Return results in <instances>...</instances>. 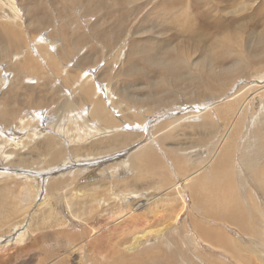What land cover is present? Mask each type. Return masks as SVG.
<instances>
[{
    "label": "rangeland",
    "instance_id": "374dc122",
    "mask_svg": "<svg viewBox=\"0 0 264 264\" xmlns=\"http://www.w3.org/2000/svg\"><path fill=\"white\" fill-rule=\"evenodd\" d=\"M15 1L17 2V6L19 7L21 13L15 22L14 14L9 9V3L4 0L0 3V24L14 23L15 26H18V29L20 28L19 33L23 34L22 38H24L22 40V44H24H21L20 49H18V52L21 53L12 54V60V57L1 58L3 53L2 51L8 50V44L5 40V42L0 41V112L9 107L12 103V107H10L13 108L15 105L13 109L19 114V119L17 117L7 123L0 122V173L5 172L6 174H0V180H7L9 178L14 180L16 178L14 180L15 184L12 185V183H8L11 186L6 188L5 193L3 191L0 192V199L5 202L4 204H0V264H130L127 260V256L130 253L134 258L133 262H135V264H175L177 255L180 259H177L179 260L178 264L179 262L182 264L183 260L184 264L185 262L186 264H190L187 262L188 259H190L188 257L193 258L189 261L194 264L222 263L217 258L225 262V258L219 254L215 257L210 255L209 249L204 246L202 241L197 236V229L199 225L203 223V216L193 210L194 202L186 184L190 178H196L200 174L203 175L204 173L207 177L204 181H214L210 177L211 163L218 154L220 142H218L217 139L210 144L208 141L200 142L198 137L200 131L196 128L190 129V127L213 123L216 124L214 129L216 131L220 130L218 123L221 122L222 124V117L224 113L230 110L228 117L232 120V122H235L234 125H237L243 131L246 128L251 129L252 139L247 140L242 137L240 141L242 149H247L251 155H244L241 152L238 153L234 162L235 171L238 172L235 173V178L240 181V187L243 190L242 192H244L243 198L245 200L249 197L248 193H253L257 196L259 195L257 198L261 204L264 203V196L262 195L264 190V180L255 178L254 174L248 170V167H250L259 175L263 174L262 178L264 179V173L260 172V169L264 167V152L259 153L257 151H264V72H258L252 69L250 70L253 71L251 75L239 76L236 78L233 86H228V89L224 92L223 97L219 100H215L212 96L216 93L209 90L204 98H198L200 90L195 89L194 87L187 88V82H185L187 79L183 80L185 83L183 81L177 83L175 78L171 77L166 79L168 84L166 87L168 89L166 90L172 94H177L175 103H171L172 105L168 104L169 106L167 107H154V111L152 112H148L144 107H133L130 111H126L127 104L123 100L122 94L126 92L130 93L129 91L131 90L132 93L130 94L132 96H136V98L140 97L141 99L142 97H147L150 92H152L151 90L155 89V86L163 82L162 76L157 75L155 72L153 73L154 75L152 74V68L149 69V66L141 62L139 63L138 52L140 49H149L147 47L149 45L147 40L154 37L155 39L153 38L151 43H155V41L160 43L161 40L172 38L169 44L177 45L179 42L178 45H183V34L185 37L184 39H186L187 35H185V30L181 32L183 29L180 30L178 28L179 26L177 27L173 24V27L175 26L174 29H176L174 30V34L173 29H164L163 27H165V25L161 28L154 29L155 26H153V21H149L147 18V14L150 12L157 15L161 9L168 8L167 5L170 0H166L168 3L165 0H141L142 2L140 3L146 8L143 9V12L141 10L140 15L138 14V17L136 18L135 14L132 15V12H127L130 16L126 17L124 15L123 17H120V12L118 11L119 8L116 7V9L112 6V0H101L103 2L96 0L97 4H95L96 2L92 3V0H89V2H87L88 0ZM80 1L82 2L80 3ZM175 1L174 2L177 3V5L175 4L174 6L176 12L178 13L180 11L178 8L182 7L181 9L187 13L186 15H192L196 17V20L198 19L197 23L200 21L198 12L199 10L201 12V10L204 9L203 14L200 13V18H202L200 22H203V30L207 29L205 32L209 35L206 40L207 46L214 45L218 41L219 37H227L229 33L235 34L236 36L238 35L239 40H241L240 43H244V41H246L249 37V31H247L248 29L240 30L242 22L243 24L249 23L251 19H253L254 12L256 10H261L264 6V0H244L245 2L243 0H238L237 2L240 1V3L233 8L231 7L233 0H191L193 2L185 0L186 3L192 5V7H190V5L183 4L185 1ZM195 1L198 4L195 5ZM162 2L163 4L159 7V3ZM92 4L93 6L89 7ZM109 5L112 7H109ZM133 5V2L126 3L125 8L132 7ZM222 5L225 7H221ZM196 6L200 8H197ZM87 7L95 9L97 13L95 15H92L91 13L87 15L85 13L87 11ZM106 8L109 12L111 10L115 13H109L108 10L106 11ZM112 8L116 9L118 13H116L114 9L112 10ZM29 9H32L34 12L33 18L30 16V12L28 11ZM46 10L50 12L51 17L53 15L55 20H52L51 17L45 15ZM91 11L94 14L93 10ZM183 11H180L179 13ZM62 12L63 14L61 16L60 13ZM226 13L228 17L226 16ZM211 15H214V17ZM210 16L212 19L207 18ZM217 16L222 19L224 18L228 25L231 23L232 28L229 26L230 29H223L222 32H219L222 28L217 29V27H215L216 30H218L216 31L214 27L209 26L214 20L218 19ZM245 16H247V19ZM130 17L131 19L129 20L128 18ZM121 18L126 22V25ZM210 20L213 21L211 22ZM237 20L239 21L237 22ZM140 21L143 22V24H141ZM119 24L124 25L123 27H118ZM206 24H209L208 27ZM210 27L212 30L208 29ZM63 28L67 29L64 33H67L68 31L67 35L71 38V40L74 41L75 39L73 49L67 47L70 44H68L67 37L65 38ZM100 30H102L101 33L105 32L108 35L111 39L110 41H112L114 37L118 38L117 43L114 46H108L107 42L103 43V41H100L99 38H96L98 35L95 32L99 33ZM153 30L155 35L153 34ZM162 30H164V32ZM208 30L211 31L209 32ZM156 32L161 34H156ZM260 32H262V28H258L256 30L257 34ZM160 35L162 36L158 37ZM243 35L244 37H242ZM188 36L192 35L189 34ZM210 36L213 38H210ZM214 39L216 41H214ZM191 41L192 40H190V38L184 41V45H188L189 48L186 49L184 53L190 55L188 51H191L193 53V55H190L192 57V62H197V59L200 58V52L196 51L198 46L197 43L201 44L202 42H194V45ZM42 42L47 44V52L55 55L56 60L64 55H69V57H65L64 61L61 59L60 62L59 58L57 61L59 62V65L57 66L44 63L46 55H44L39 49V43ZM175 42L176 44H174ZM253 44L254 42L252 41L250 44L251 47L248 45L246 49L247 55H249L252 51L251 49ZM202 45L203 44L199 45V47ZM93 50L98 51L94 52ZM213 50L216 52L215 48ZM131 51L135 52V61H133L135 65H132L129 68L127 64ZM29 52L32 53V55L43 65V69H41V65V67L37 68V70L39 69L38 72L34 71L30 75V72L25 73L21 76V82L16 79V72H18L19 69L17 66L15 67L14 64L15 62H19L23 56ZM136 60H138L137 63ZM138 65L140 67H138ZM16 68L18 70H16ZM136 69H143L146 71L149 70L148 72H151L149 75L150 78L143 80L144 78H140L141 75H139V77H137L139 82L137 81V83H134L137 79L134 80V77L132 79L128 73L129 71L132 72ZM194 69L193 72L195 74L199 73L196 67H194ZM68 71H71L70 73L74 76L77 75V73H80L81 77L83 75V78L89 79L91 82L94 81L93 84L97 87V92H99L97 97L101 98V100L105 103L108 108V112L116 121H118L119 125L101 130V125L97 119H90L91 107L85 111H83L79 106L76 108L79 104L77 101V91L75 90L78 84L74 86L70 85L68 87L65 85L67 73H69ZM197 76L198 74L195 78H197ZM81 77L80 79H82ZM128 78L134 81L130 80L133 84L129 82ZM130 87L131 89H129ZM257 89L260 90V93L257 92ZM49 90L51 93H54L50 95L51 93ZM189 90L191 91L189 92ZM42 91L43 96L40 95ZM57 91L60 92L58 93ZM35 92L36 94H34ZM117 92L118 94H116ZM153 92L158 94L157 90H153ZM11 93H13V95ZM31 95L33 97L35 95V97L32 98ZM38 95L42 97H39ZM10 96L11 98H14L12 101L10 100ZM161 97L163 98L164 94H162ZM25 98L28 99L29 103L32 99L33 103L38 99L37 104L39 103V106L35 103L33 104L32 102L30 103L32 106H30ZM53 98H56L57 100ZM46 99L48 100L45 101ZM52 99L55 103L51 102L53 101ZM122 100L123 104H120ZM24 101L27 104H25ZM41 101L45 107L42 106L40 103ZM43 101H45L46 104L43 103ZM112 101L119 102V105L115 107L116 110L120 109L121 106V108L123 107V109L129 113L127 114L128 116L125 113L124 115L129 117L133 113L138 114L136 116L138 117L137 119L140 117V120H143L144 123H131L127 121L126 117H124L125 121L123 122L120 118L121 113H118L112 108ZM66 106L68 107L65 112L64 108ZM221 108H226V111L219 113L218 110ZM130 118L132 117L130 116ZM132 119H134V116ZM176 120H179L180 124L172 126L171 132L177 137V139H171L168 142H159L157 144V141H155L157 128ZM125 122H127L128 127ZM222 126L224 127V124H222ZM15 128L17 129V134L20 136L17 138V145L14 146L12 142V134L15 131ZM34 128L39 130L38 134H51L53 137L57 138L58 151L63 154L61 164L59 166L63 165L66 168L73 166V168L64 170L62 173L58 172L51 177H48V179L39 178L38 180H31L30 182L33 184V189L39 194L33 200L34 205L30 206V209L28 206L25 209L26 206L21 203V201H23L24 191L20 185L21 181H28H24L14 175V170L17 171L18 169L19 171L22 169L8 165L17 157L15 155L10 157L9 153H20L21 142H28L27 137L31 133L30 131ZM74 128L75 130L73 133H68V129L73 130ZM236 133L237 132H233L231 130V134L233 136L231 139L232 141L239 140V135L238 138H235ZM76 134L80 136L82 140L77 139L72 142V139L69 137ZM118 135L138 136L139 141L121 151H104L105 153L98 151L99 153L97 152V155L94 156L89 154L87 151V148H89L92 144L105 142L109 138ZM45 138H43V140ZM67 139L70 141L69 145H66ZM43 140L37 139L36 141H33L34 143L32 142L29 145V148L35 144H42ZM241 143H243V145ZM83 145L86 147L83 148ZM147 146L152 147V149L156 152V161L158 166L157 169H153L155 172L154 174L143 173L141 170L134 171L132 168V163L136 161L138 151ZM77 147L80 148V152L72 149ZM176 148L181 150L180 152L183 151L182 153L187 151L188 154H179L175 152L176 150L174 149ZM200 148L203 150H197L194 153H191V151ZM117 155L119 158H117ZM107 157L111 159L114 157L115 159H112V163L101 161L103 158L105 159ZM44 158L42 159L41 157V160L39 159L40 161L38 163H34L33 166H31L32 169H26L31 170V172H39L40 169H43L42 167L47 166L43 165L45 164L44 161H46L47 157L45 159ZM96 160L100 161L95 166L99 168L97 174L103 176H99L97 178L94 177L91 173V169L88 168L85 169L86 173L84 175L79 176L80 169L82 167L95 164ZM112 164L115 165L113 169L110 168V165ZM199 165L202 173L195 171ZM100 166H102V168H100ZM57 167L58 166L53 167L51 170H54ZM104 169L106 170L105 173ZM8 172L13 174L9 176L7 175ZM57 179H65L66 181L63 185L60 184L58 187H55L54 184L51 183ZM73 181L75 182L74 184L71 183ZM108 181L119 182L118 185L130 184L132 182L135 186L131 185L125 189H119L118 185H113V190L108 192H98V194H93L92 198L91 196H89V198L84 197V192L90 194L88 188L86 190L84 187L95 182H103V185L105 186ZM3 183L5 184L4 181ZM0 184L2 185V182H0ZM215 184L216 182L214 183V187ZM59 191H62L59 193V197H55V193ZM66 191H68L66 195L67 197L62 198L61 195H63V192ZM102 193L111 194L112 200L110 202L104 201ZM11 194H13V196ZM177 194L184 196L183 198L187 204L186 206L188 207L185 208L182 213L183 221L186 223L184 232L182 234L178 232L173 234L182 249L186 252L184 253L182 250L183 252L180 254L181 252L179 253L176 245L174 249L177 248V252H174V249L170 250V253L168 251L163 252L158 247L159 245L156 244V242H152L150 240L144 245L142 228L145 219H141L143 217H161L167 222V226L162 227V229L166 230L168 228L170 232L175 231L173 224L177 221L175 218H177L178 215H174L175 217L168 216L163 214L161 210L157 208L162 205L174 203L176 201ZM19 197L21 198V201ZM72 199L77 200L78 207L69 206L70 203H68V201ZM90 200L91 202L89 204ZM15 201L19 202L17 203ZM13 202L16 203L14 205L16 206L15 208H24V212L28 211L27 220L23 224V228L19 229L17 233L14 231V228H17L16 219H22L20 215L18 217V214L15 217L10 216L12 220L10 218L7 220H5V218H1L2 210L6 212V209L11 206L10 203ZM49 202L50 205L42 207L47 203L49 204ZM176 202V204L184 203L181 198H178ZM90 205L94 210H97V220L90 217L89 210L92 208ZM142 210H145V215H142ZM56 217L62 218L63 220L62 225L58 227L44 228L40 227L38 224L42 220H45L47 223H44V225H46ZM127 228L129 229L127 230ZM26 230H29L32 235L23 239L21 233ZM130 230L133 234L134 247L132 249H130L126 242L128 239L124 237V234H131V232H128ZM231 230L232 229H229L234 237L239 235L235 230H232L233 232ZM170 232H168V234ZM9 233L11 241L6 240L7 238H10ZM169 235L173 237L172 233ZM179 238H181L182 242H180ZM148 247H151L150 252L152 254L146 253ZM187 248L191 249V251H187ZM192 249L197 255L193 253ZM137 250H141L144 254L135 257L133 254ZM166 255H169V260L164 259ZM146 257L150 260L147 261Z\"/></svg>",
    "mask_w": 264,
    "mask_h": 264
},
{
    "label": "bare ground",
    "instance_id": "6f19581e",
    "mask_svg": "<svg viewBox=\"0 0 264 264\" xmlns=\"http://www.w3.org/2000/svg\"><path fill=\"white\" fill-rule=\"evenodd\" d=\"M2 1L3 0H0V3ZM4 1L9 3V9L14 14V18H15L14 22H15L17 20V18H19V16L21 15L20 9L17 6V2L15 0H4ZM98 1L103 2L101 0H98ZM174 1L175 0H170L169 3L166 1L168 3L167 6L169 9L163 8L157 13V15H154L153 12H150L149 14H147V18L149 19V21L150 20L153 21V26H155L154 29L155 28L156 29L161 28V27H163V25H165V27H163L164 29H168V30L173 29V33H174V30H176V29H174L175 26L173 27V24H174L177 27L179 26L178 28L180 30L183 29V30H181V32L185 30V35H187V36L189 34L192 35V36H188V37L186 36V39L190 38V40H192L191 41L192 43L199 42V41L202 42L201 44H203V45L201 47H199V45H201V44L197 43L198 46H197V50H196V51L200 52V56H199L200 58L197 59L198 60L197 62H192V60H191L192 57L190 55H193V53L191 51H188V53L190 55H187L186 53H184L186 49H189L188 45H186V44L184 45V41L186 40V39H184L185 38L184 34L182 35V40H184L182 43L183 45H178L179 44L178 41H176V42H178L177 45L169 44L170 41L172 40V38L161 40L160 43H157L155 40H154L155 43H151V41L153 40L154 37L149 38V39L147 38L148 39L147 42L149 44L147 47L149 49L148 50H145L144 48L140 49V51L138 52L139 53V63L141 62V63L149 66V69L152 68V71H153L152 74L155 72V73H157V75L162 76L163 82L158 84L157 86H155L154 87L155 89H153V90H157L158 94H155L153 92V90H151L152 92H150V94L148 96L146 95L147 97H142L141 99H140V97L136 98V96L135 97L132 96L130 94V93H132L131 90L129 91L130 93L126 92L127 94L126 93L122 94L123 95L122 98L125 101V103L127 104L126 111L127 110L130 111V109H132L133 107H138V108L144 107L145 109H147L148 112H152V111H154L153 110L154 107H161V106L167 107V106H169L168 104L175 103L176 98H177V94H172L166 90V89H168V88H166L168 85L166 82V79H169L171 77H174L177 83L183 81L184 79H187V81H185V82H187L186 83L187 88L194 87L195 89L200 90L199 91L200 94H199L198 98H202V97L204 98L205 95L207 94L208 90H209L211 92L216 93L212 97L215 98V100H219L223 97L224 92L228 89V86H230V87L233 86L236 78H238L239 76L251 75L253 73V71H250V70H252V69L256 70L258 72H264V6L262 7L261 10H256L254 12L253 19H251V21L249 23L243 24V22H242V24L240 26V30L248 29L247 31H249V37H248V39H246V41H244V43H240L241 40H239L238 35L236 36L235 34L229 33V35H227V37H219L218 41L216 43L214 42L215 43L214 45L207 46L206 40L208 39L209 35L207 34V32H205L207 29L203 30L204 29L203 28L204 27L203 22H200L202 19V18H200V13L203 14L204 9L201 8L202 9L201 12L198 9L200 21H199V23H197L198 19L196 20V17H194L192 15H186L187 13H185L181 9L182 7L181 8L179 7L180 9L178 8V10L183 11L184 13L183 12L179 13L180 12L179 11L178 12L179 14H178L175 10V7H174L175 4L177 5V3H175L176 1L175 2ZM178 1H180V0H178ZM182 1H185V0H182ZM188 1H191V0H188ZM196 1H195V5L198 4V3H196ZM237 1L238 0H233V4L231 5L232 8L236 7L240 3V1L239 2H237ZM250 1H252V0H250ZM81 2L82 1H80V3ZM87 2H89V0ZM91 2L95 3L96 0H92ZM130 2H133L134 5L132 7L125 8V4L130 3ZM140 2H142V1L141 0H112V6L115 8L116 7L119 8L118 11L120 12L119 13L120 17H123L124 15L126 17L130 16V14L127 12H132L133 13L132 15L135 14V18H136V17H138L137 16L138 14L140 15L141 10L143 12V9L146 8V7H143L144 5L141 4ZM191 2H193V1H191ZM199 3H200V1H199ZM204 3H206V2H204ZM95 4H97V2ZM162 4H163V2L159 3V7ZM178 4H182V3H178ZM183 4L190 5V4H187L186 1L183 2ZM73 6H75V5H73ZM92 6H93V4L89 7H92ZM112 6L109 5V7H112ZM181 6H185V5H181ZM223 6L224 5H222L221 7H223ZM190 7H192V5H190ZM196 7L200 8L198 6H196ZM107 8H106V11L108 10ZM113 9L114 8H112V10ZM116 9H114V10L116 11ZM86 10L87 11L85 13L87 15H89L90 13L92 15H95L97 13L95 9H90L88 7L86 8ZM91 10H93L94 14L92 13ZM236 10H237V8H236ZM28 11L30 12L31 18H33V16H34L33 10L29 9ZM108 12H109V10H108ZM110 12H112V11L110 10ZM112 13H115V12L113 11ZM116 13H118V12L116 11ZM193 13H194V11H193ZM60 14L62 16L63 12ZM119 14H117V15H119ZM45 15H47L48 17H51L50 12L47 10L45 11ZM238 15H239V13H238ZM115 16H114V18H115ZM211 16L214 17V15H211ZM211 16L207 17V18L210 19ZM218 16H217L218 19L216 18L217 20H214L215 22L213 20H212L213 22L210 20L212 23H211V25H209V24L208 25L211 27H214V28L217 27V29L222 28L219 30V32H222L223 29H230V27L232 26L231 23H229L230 25H228V23H226L227 21L224 20V18L222 19V18H219ZM226 16H227V13H226ZM247 16H245L246 19H247ZM131 17H133V16H131ZM131 17L128 19L130 20ZM201 17H202V15H201ZM203 17H204V15H203ZM51 18H52V20L54 19L53 15ZM126 21H128V20H126ZM238 21L239 20H237V22ZM117 22L120 23L119 21H117ZM33 23H34V21H33ZM51 24H52V22H51ZM141 24H143V22H141ZM239 24H240V22H239ZM123 25L124 24H119L118 27H123ZM125 25H126V22H125ZM208 25H207V27H208ZM237 25H238V23H237ZM130 26H131V23H130ZM94 27H96V26H94ZM211 27L208 29H211ZM127 28H128V26H127ZM235 28H237V27H235ZM258 28H262V32H260L259 34L256 33V30ZM17 29H18V26H15L14 23L13 24H11V23H1L0 24V41L5 40L8 44V50L2 51L3 53L1 55V58L2 57H4V58L12 57L11 58V60H12L13 59L12 54L21 53V52H18V49H20V45L22 44V40L24 38H22L23 34L19 33L20 28L18 30ZM63 29H64L63 33L66 32L67 29H65V28H63ZM124 30H125V27H124ZM186 30H187V32H186ZM211 30H208V31L210 32ZM215 30H216V28H215ZM101 31L102 30H100L99 33L95 32L98 35L97 37L96 36L95 37L99 38L100 41H103V43L107 42L108 46H114L117 43L118 38L114 37V39H112V41H110L111 39L108 37V35L105 32L101 33ZM162 31L164 32V30H162ZM216 31H218V30H216ZM216 31H214V32H216ZM63 33H62V35H63ZM64 34H65V38L67 37V39H68V44H70L67 47L73 49L75 39L73 41V40H71V38H69V36L67 35L68 31H67V33H64ZM153 34H154V30H153ZM153 34H152V36H153ZM156 34H161V33L156 32ZM168 34H170V33H168ZM215 34L218 35L217 33H215ZM163 35H164V33H163ZM216 35H215V37H216ZM244 35L242 37H244ZM161 36L162 35H160L158 37H161ZM212 36H210V38ZM245 36H247V35H245ZM165 38H167V37H165ZM215 39H214V41H216ZM252 41L254 42L252 49L250 48L252 51L250 52L249 55H247L246 49H247L248 45L251 44ZM176 42L174 44H176ZM186 42H188V41H186ZM192 43H191V45H192ZM46 45L47 44H45L43 42L39 43L40 51L44 55H46V59H45L44 63L57 66V65H59V62L61 61V59H63V61H64L65 57L66 58L69 57V55H67V56L64 55L62 57H59L60 60H59V62H57L59 58H57V60H56L55 55H52L50 52L48 53ZM146 45H147V43H146ZM194 45H195V43H194ZM176 46H178V47H176ZM250 47H251V45H250ZM9 48H10V51H9ZM214 48L216 49L215 50L216 52H214V50H213ZM93 51L96 52L98 50H93ZM134 53H135L134 51H131L129 58L127 57L128 58V64L127 65L129 66V68H130V66L135 65L133 62V61H135ZM133 58H134V60H133ZM137 61L138 60H136V63H137ZM89 63H92V62H89ZM41 65L42 64L32 55V53H30V52L27 53L26 55L23 56V58L19 62H15V64H14V66L15 67L17 66L19 69L18 70L16 68V70H18V72H16V75H17L16 79L20 80L22 82V80H21L22 75H24L27 72H30L29 75L34 71L38 72L39 69L37 70V68L41 67ZM138 67H140V66L138 65ZM194 67H196V69H198L199 73L195 74L193 72ZM41 69H43V65H42ZM127 69H128V67H127ZM148 71L143 70V69H139V70L136 69V70H133L132 72L129 71L128 75L131 76L132 79L134 77V80H136L137 77H139V75H141L140 78H144L143 80H146V79L150 78L149 75L151 74V72H148ZM68 72L70 73L71 71H68ZM41 73H43V72H41ZM69 73H67L65 85H67V87H68L70 85L74 86V85L78 84L77 88H75V90L77 91V101L79 102V104L77 105L76 108H78V106H79L83 111H85L89 107H91L90 119L91 120H94V118L97 119V121L101 125V130L104 128L115 127V126L119 125L118 121H116L112 117V115L108 112V108L106 107L105 103L101 100V98L97 97L99 92H97V89H96L97 87H95V85L93 84L94 81L91 82L89 79L83 78L84 77L83 75L81 77L80 73H77V75H75V76L73 74H71V73L69 74ZM197 74H198V76H197V78H195V76ZM38 76H39V74H38ZM80 77L82 79H80ZM132 79H129V82H131L130 80H132ZM40 80H41V78H40ZM137 81L139 82L138 79L136 80V82H134V81L133 82L137 83ZM43 85H44V82H43ZM129 89H131V87ZM10 90H12V89H10ZM177 90L179 91L178 88H177ZM43 91H44V89H43ZM43 91L41 92V94L40 93H38V94L43 96V94H42ZM190 91L191 90H189V92ZM49 92H50V90H49ZM57 92L59 93L60 91H57ZM57 92H56V94H57ZM257 92L260 93V90L257 89ZM53 93H51L50 95H52ZM119 93H121V92H119ZM11 94L13 95V93H11ZM34 94H36V92ZM116 94H118V92ZM162 94H164L163 98L161 97ZM29 95H30V93H29ZM42 96H39V97H42ZM54 96H56V95H54ZM31 97L34 98L35 95H34V97L31 95ZM10 98H11V96H10ZM32 98H30V99H32ZM12 99H14V98H11L10 100L12 101ZM53 99H56V98H53ZM10 100H8V101H10ZM37 100L34 101L35 104H37ZM47 100L48 99H46L45 101H47ZM123 100L120 104H123ZM26 101L28 102L29 105L31 102L33 103V99H32V101H30V103H29L28 99H26ZM45 101H43V103H45ZM51 102L55 103L54 100ZM40 103L42 104V101ZM118 103L119 102H116V101L111 102V106L114 110H116L115 107H117L119 105ZM25 104H27V103L25 102ZM38 104H37V106H39ZM11 105H12V103L10 104V106ZM26 106H28V105H26ZM30 106H32V105H30ZM42 106H43V104H42ZM9 107H7L6 109H3V111L0 112V122L7 123L8 121L14 120L19 116V114L16 113L13 109L15 107V105L13 106V108H11L12 106L10 108ZM43 107H45V106H43ZM67 107L68 106H66L64 108L65 112L67 111ZM116 111L118 113H121L120 118L123 120V122L125 121L124 117H126L128 122H131V123H142L143 122L144 123L143 120H140V117H139V119H137L138 117H136V116L138 114L133 113L132 115H130L132 118L134 116V119L130 118V116L127 117L128 116L127 114H129V113H127L125 111V109H123V107L121 108V106H120V109H117ZM225 111H226V108H221L218 110L219 113H223ZM229 112H230V110L226 111L222 117V124H224V127L222 126L221 122L218 123L220 130L216 131L214 129L216 124H213V123H206V124L190 127V129L196 128L200 131L198 134L200 142H205V141L207 142L208 141L210 144L215 139H217V141L220 142V145H219L220 149L218 151V154H217L216 158L211 163L210 177L214 181L213 182L204 181L205 179H207V177L204 173L203 175L200 174L196 178H190L186 182L187 189H189V191L191 193L190 195H191L192 200L194 202L193 210L203 216V223H201L197 229V236L202 241L204 246L209 249L210 255H213L215 257L216 255L219 254L220 256H223L225 258V260H226L225 262L222 261L221 259L217 258L219 261L222 262V263H218V264H264V203L261 204V202H259V199L257 198L259 195L257 196L256 194H253V193H248L249 197L247 198V200H245L243 198L244 192H242L243 190L240 187V181H239V179L237 180L235 178V173L237 171H235V163L234 162H235V159H236V156L238 155V153L241 152L244 155H251V153H249V151L247 149H242V147L240 146V141H241L242 137H244L247 140L252 139L251 138V129L246 128L243 131L237 125H234L235 122H232V120H230V118L228 117ZM124 113L127 116L124 115ZM149 116H151V115H149ZM18 119H19V117H18ZM125 123L127 124V122H125ZM179 124H180V121L176 120V121L169 122L165 125H162L161 127H158L156 130V137H155V141H157V144L159 142L163 143V142H168L171 139H174V140L177 139V137L172 134L171 128H172V126H177ZM126 126L128 127V124ZM69 127H72V126H69ZM16 130L17 129L15 128V131L12 134V136H13L12 142H13L14 146L17 145L16 144L17 138H19V136H20L19 134H17ZM74 130H75V128L73 130L68 129V133H71V132L73 133ZM231 130L233 132H237L235 138H238V135H239L238 141H232L231 140L233 138V136L231 134ZM38 131L39 130H36V128H34L30 131L32 134L30 133L28 135V137H27L28 142H24V141L21 142L20 153H17V152L14 154L9 153L10 157H13V155H15L17 157L14 160H12L11 163H9L8 165H10L11 167L14 166V167H17L19 169L20 168L22 169L19 171H18V169H17V171L14 170V175L18 176L19 178L23 179L24 181H28V182H22L21 181V185H20V187H22L23 191H24L23 201H21L20 197L19 198H20L21 203L24 206H26L25 209L27 208V206L29 208L30 206L34 205L33 200L39 194L38 192H36L33 189V186H32L33 184H32V182H30L31 180H38L39 178L48 179V177H51L52 175H54L58 172L62 173V171H64V170H69V169L73 168V166H69L67 168L64 167L63 165L59 166L61 164V159L63 157V154L60 151H58L57 138L53 137V135H51V134H47V135L46 134L42 135L41 133L38 134ZM43 138H45V139L43 140ZM58 138H61V137H58ZM69 138L72 139L71 140L72 142H74L77 139L82 140V138L80 136H78L77 134L71 135V137H69ZM37 139H42L43 140L42 144H35L29 148V145L33 141H36ZM130 140H131V142H130ZM138 141H139L138 136L118 135V136L109 138L105 142H97V143L92 144L89 148H87V151L89 152V154H91L93 156L97 155L98 151H100L101 153H105L106 151L107 152L117 151V150L121 151V150L125 149L126 147L134 145V143H136ZM69 144H70V141L67 139L66 145H69ZM241 144L243 145V143H241ZM82 147L84 148L86 146L83 145ZM72 149H75L77 152H80V148H78V147L72 148ZM174 150H176L175 152H177L179 154H188L187 151L182 153L183 151L180 152L181 150H179L177 148ZM197 150H203V149L202 148L196 149L194 151H191V153H194ZM257 151L259 153L264 152L263 150H257ZM43 156L45 158L47 157L46 161H44L45 164H43L44 166L47 165L46 167L40 166L43 169H40L39 172H31V170H28V169H32L31 166H33L34 163H38L41 160L40 159L41 157L43 159L44 158ZM107 158H105V159L103 158V160H101V159L100 160L105 161L106 163L107 162L112 163V161L115 159L114 157H113L114 159L112 158L113 160L109 157H107ZM117 158H119L118 155H117ZM99 162L100 161L96 160L95 164L85 166L82 168L80 167L81 169H80L79 176L84 175L86 173V170H85L86 168L91 169V173L96 178L99 176H103V175L97 174V171L99 170V168L95 167V166ZM56 166H58L56 169L51 170V168L56 167ZM157 166H158V163L156 161V152L150 146H147V147L143 148L142 150L138 151V153L136 155V161H134L132 163V168L134 171L141 170L143 173H147V174H154L155 172L153 169L154 168L157 169ZM114 167H115L114 164L110 165V168L113 169ZM26 168H28V169H26ZM36 168H37V166H36ZM100 168H102V166H100ZM248 170L254 174L255 178H257L259 180H264L262 178L263 174L259 175L250 167H248ZM195 171L198 173H202V171L200 169V165L198 166L197 169H195ZM15 172H17V173H15ZM105 172H106V170L104 171V173ZM260 172L264 173V167L262 169H260ZM0 174H5V172L0 173ZM12 174L13 173L8 172L7 175L10 176ZM9 180H11V181H9ZM14 180L11 178H9L7 180H0V182H2V185L0 184V192L3 191L5 193L6 188L8 186H11L8 183H12V185H13V184H15ZM3 181L5 182V184L3 183ZM65 181H66L65 179H57L51 184H54L55 187H58L60 184L63 185L65 183ZM215 182H216V184L214 187ZM71 183L74 184L75 182L73 181ZM118 183L119 182L108 181V182H106L105 186L103 185V182L90 183L88 186L84 187L86 190L88 188L90 194H87L86 192H84L83 193L84 197L89 198V196H91V198H92L93 194H98V192H101V191L108 192L110 190H113V185H118ZM51 184H49V185H51ZM131 185L135 186V184H133L131 182L130 184L118 185V188L119 189H125ZM61 192L62 191L56 192L55 197H59V193H61ZM67 193H68V191L63 192V195H61L62 198H66ZM13 194H11V195L13 196ZM262 195L264 196V190H263ZM262 195H261V197H262ZM12 196H11V198H12ZM17 196H14V197H17ZM102 197H103L104 201L110 202L112 200L111 194H108V193H102ZM183 197H184L183 195L177 194L176 201L178 198H181L185 204L184 203L176 204L177 202L175 201L174 203L162 205L159 208H157V209H160L161 212L165 215L173 216V217H175L174 215H176V214L178 215V217L175 218L177 221L173 224L174 225L173 228L175 229V231L170 232L168 230V228L167 229L165 228L166 230H163L162 227H166L167 222L164 219H162L161 217H153L152 218L150 216V217L141 218V219H145V221L143 223V228H142L144 245L147 243V241L150 240L152 242H156V244L159 245L158 247L163 252L168 251L169 253H170V250L174 249L175 245H176L179 253L181 252L180 254H182V252L184 250L180 246L177 239L174 237L173 233L178 232V233L182 234L184 232V228L186 227V223H184L183 218H182L183 217L182 213H183L184 209L187 208L188 206H186L187 204H186ZM11 198H10V200H11ZM15 202H17V201H15ZM15 202L10 203L11 206L8 207V209H6V212H4L2 210L1 218H5V220H7L9 218L11 219V217H15L17 214H18L17 217L20 215L22 219L20 220L16 217L17 218L16 219L17 220L16 221V223H17L16 227L17 228H14V231L17 233V231L19 229L23 228V224L27 220V212L28 211L24 212L23 211L24 208H22V209L21 208H15L16 207V206H14L16 204ZM90 202H91V200L89 201V204H90ZM1 203L4 204L5 202H3L2 199H0V204ZM68 203H70L69 206H72V207L77 206L78 207V202L75 199L68 201ZM48 205H50V202H49V204L47 203V204L43 205L42 207H46ZM2 209H3V207H2ZM89 213H90L91 218H95L96 220L98 219L97 210H94L93 207L90 208ZM145 213H146L145 210H142V215H145ZM44 223H47V222L45 220H42L38 224L40 225V227H44V228L51 227L52 228V227H58V226L62 225L63 220H62V218L56 217L55 219H52V221L49 222L48 224L44 225ZM128 229L129 228H127V230ZM229 229L235 230L239 235L234 237L232 235V233L229 231ZM128 232H131V230ZM168 232H170L169 234L172 233L173 237L171 235H169ZM21 234H22L23 239L26 237H30L32 235V233L29 230H26L25 232H23ZM9 236H10V233H9ZM124 237L126 239H128L126 242L129 245L130 249H132L134 247L132 232H131V234L130 233L127 235L124 234ZM6 240L11 241V236H10V238H7ZM179 240H180V242H182L181 238H179ZM155 247H156V245H155ZM185 247H186V245H185ZM150 249H151V247H148L146 253L152 254L150 252ZM176 249H174V252L176 251ZM189 250L191 251V249H188L187 251H189ZM185 252L186 251H184V253ZM193 253L195 255H197L194 250H193ZM143 254L144 253L141 250H137L136 252H134L133 255L135 257H138L139 255H143ZM184 256H185V254H184ZM187 256H189V255H187ZM187 256H186V258H187ZM168 258H169V255H166L164 257L165 260H169ZM188 258H190V259H188L187 262H189L190 264L191 263L194 264L193 262L189 261V260H191L192 257H188ZM133 259L134 258L132 256V254L130 253L127 256L128 262L130 264H135V262H133ZM146 259H147V261L150 260L147 257H146ZM177 259H179L178 255H177ZM177 259H176L177 262L175 261V264H178V261L180 260V259L179 260H177ZM130 261H132V262H130ZM170 262H172V261H170ZM179 264H180V262H179ZM182 264H184V260H183ZM185 264H186V262H185Z\"/></svg>",
    "mask_w": 264,
    "mask_h": 264
},
{
    "label": "crops",
    "instance_id": "0c3cea01",
    "mask_svg": "<svg viewBox=\"0 0 264 264\" xmlns=\"http://www.w3.org/2000/svg\"><path fill=\"white\" fill-rule=\"evenodd\" d=\"M179 172V171H178Z\"/></svg>",
    "mask_w": 264,
    "mask_h": 264
}]
</instances>
